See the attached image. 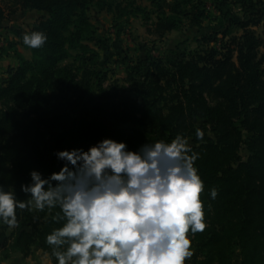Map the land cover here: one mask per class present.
<instances>
[{"label": "trees", "instance_id": "obj_1", "mask_svg": "<svg viewBox=\"0 0 264 264\" xmlns=\"http://www.w3.org/2000/svg\"><path fill=\"white\" fill-rule=\"evenodd\" d=\"M114 1L7 0L0 7V20L19 10L46 13L28 31L10 29L32 58L16 52L19 65L9 67L0 83V185L26 200L21 185L30 182L31 170L47 177L63 167L57 150H88L104 138L126 141L136 150L183 134L199 153L195 166L205 185L206 221L205 230L192 237L196 252L186 264H233L235 248L240 264H264V0H214L219 29L199 40L204 47L200 53L150 60L146 76L134 88L115 83L103 89L106 74L101 71L89 70L91 78L84 80L60 67L73 51L85 65H100V54L89 45L97 34L91 7L111 13L114 22L141 16L147 32L159 39L183 26L179 0L155 21L134 0L124 6H114ZM193 8L191 26H201L205 14ZM35 30L48 37L41 48L23 42L24 34ZM129 79L135 81L133 73ZM130 127L133 134L128 135ZM197 128L205 133L202 140ZM213 187L218 189L215 199ZM57 211L37 210L34 224L28 222V209H17L14 248L28 257L38 245L51 255L46 235L61 226L54 219Z\"/></svg>", "mask_w": 264, "mask_h": 264}, {"label": "clouds", "instance_id": "obj_2", "mask_svg": "<svg viewBox=\"0 0 264 264\" xmlns=\"http://www.w3.org/2000/svg\"><path fill=\"white\" fill-rule=\"evenodd\" d=\"M47 39L39 30L23 36L30 48ZM204 135L196 129L198 139ZM55 155L65 162L58 172L45 177L33 169L21 185L28 199L0 185V225L17 227V209H58L61 226L46 235L55 264H186L193 256L192 237L206 228L205 185L188 137L136 150L104 138ZM210 195L215 199L218 189Z\"/></svg>", "mask_w": 264, "mask_h": 264}, {"label": "rangeland", "instance_id": "obj_3", "mask_svg": "<svg viewBox=\"0 0 264 264\" xmlns=\"http://www.w3.org/2000/svg\"><path fill=\"white\" fill-rule=\"evenodd\" d=\"M132 1L133 0H115L113 4L114 6L117 4L124 6ZM134 1L137 5L149 10L152 13L151 21H155L158 13L161 11L165 10L170 13V9L178 0H154V3L152 0ZM179 2L181 4L179 10L182 13L181 18L183 21L181 30L175 31L169 35L167 34L164 38L159 39L147 32V26L144 25L141 16H129L127 17L128 19H125L131 21L122 23H120V21H109L110 25H118L116 28L118 29V33L116 34L111 31V29H114V26H110L108 30L107 27H100V32L98 33L96 40L97 44L95 45L93 42L89 43V45L95 47V50L100 54L99 66L94 68L88 64L85 65L80 58V54L77 51H73L72 56L61 62L60 67L72 69L80 79L83 78L84 80L91 78L90 74L86 76L89 70L101 71L103 74H106V79L102 85L103 89H108L115 83L119 86L132 89L137 83L143 81L148 70L147 63L150 60L162 58L164 61H167L171 58L175 59L181 56L191 58L192 56L197 55L204 49L199 40L204 36L211 34L212 29H219L217 24L218 21L215 20V18H219L216 1L191 0V2H189L188 0H179ZM194 6H197V9L203 11L205 14L201 18V26H191V19L193 18V14H195ZM185 12H190V14L185 15ZM35 16L33 14H26L20 10L15 15H11L8 22L12 26H0V41L4 42L0 43V48L6 46L7 49H10L8 46L9 43L12 44L17 39L20 41L17 36L10 32V29L22 28L24 31H28L33 21L36 19ZM6 36L9 39H7ZM27 53L29 54V50H27ZM135 67L138 69L136 70ZM129 73L134 74L135 81L129 79ZM94 90L95 94L99 95V90L97 88ZM209 100L212 105H217L216 100L210 97ZM2 107L3 105L0 103V108ZM195 122L200 125L203 121L195 119ZM131 134H133L132 127H130L128 132V135ZM149 136L152 138L155 137L154 134H149ZM29 196L30 194L27 195V199ZM28 212L30 213V215H28L30 216L28 222L36 224L38 222L37 216H39L40 213L35 209L32 211L28 210ZM3 226L4 225H0V262L9 259L15 253L24 256L19 249L14 248L15 235H13V232L15 233L18 227L12 229L7 228L4 230ZM25 228L31 230L28 226ZM192 248L194 249L195 254L196 248ZM31 251L32 254L28 257L35 256L36 252L40 251L49 260L50 264H55L54 258L38 245L32 246ZM232 254L234 261L233 264H240V250L235 248L233 249ZM192 257L186 262H190Z\"/></svg>", "mask_w": 264, "mask_h": 264}, {"label": "crops", "instance_id": "obj_4", "mask_svg": "<svg viewBox=\"0 0 264 264\" xmlns=\"http://www.w3.org/2000/svg\"><path fill=\"white\" fill-rule=\"evenodd\" d=\"M7 4V0H0V7H4ZM26 14H33L36 19L33 21L32 25L39 19L41 18V16H45L46 13L43 11H37V10H20ZM15 15V14H14ZM89 17L91 20V23L97 27V34L94 37V39L91 41L93 43H96L97 37H98V33L100 32L99 28H106L107 30L110 26H114V29H111V31H113L114 33H118V29L117 28V24L115 25H110L109 21H114L113 20V15H111V13H108L107 11H99L96 7H91L90 11H89ZM8 18L4 19V20H0V26H12L9 22H8ZM128 19V18H127ZM124 19L122 21H120V23L122 22H126V21H131V20H127ZM31 25V26H32ZM175 32V31H173ZM173 32L168 33L171 34ZM7 37V36H6ZM7 39H9L7 37ZM19 40H15L14 41V47L7 49L6 46L3 48H0V53L3 50H6V52L4 54H2L0 56V83L3 82L6 79L7 76V70L9 67H16L19 65V60L16 56V52L21 54L25 59L30 60L32 58V53L29 49H26L24 47V45L21 42H18ZM0 43H4L3 41H0ZM90 43V42H89ZM91 46V45H90ZM92 48L96 49L95 47L91 46ZM27 50H29V54L27 53ZM0 264H50L49 260L42 254V252L37 251L35 256H30V257H24L19 253H15L13 254L9 259L0 262Z\"/></svg>", "mask_w": 264, "mask_h": 264}]
</instances>
